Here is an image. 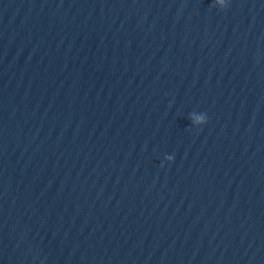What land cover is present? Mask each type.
Wrapping results in <instances>:
<instances>
[{
	"label": "water",
	"instance_id": "obj_1",
	"mask_svg": "<svg viewBox=\"0 0 264 264\" xmlns=\"http://www.w3.org/2000/svg\"><path fill=\"white\" fill-rule=\"evenodd\" d=\"M0 264H264V0H0Z\"/></svg>",
	"mask_w": 264,
	"mask_h": 264
},
{
	"label": "clouds",
	"instance_id": "obj_2",
	"mask_svg": "<svg viewBox=\"0 0 264 264\" xmlns=\"http://www.w3.org/2000/svg\"><path fill=\"white\" fill-rule=\"evenodd\" d=\"M220 2L222 3L223 0H220ZM201 123H202V124L207 123V115H206V113H204V115L201 117ZM165 159H166L167 161L171 162V161L174 160V156H172V155H167V156L165 157ZM161 166H163V165H161Z\"/></svg>",
	"mask_w": 264,
	"mask_h": 264
}]
</instances>
